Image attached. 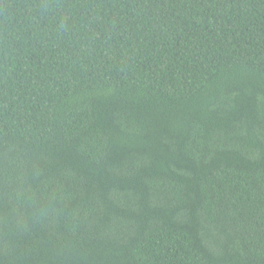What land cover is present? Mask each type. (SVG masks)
I'll return each instance as SVG.
<instances>
[{"label": "trees", "instance_id": "1", "mask_svg": "<svg viewBox=\"0 0 264 264\" xmlns=\"http://www.w3.org/2000/svg\"><path fill=\"white\" fill-rule=\"evenodd\" d=\"M0 264H264V0H0Z\"/></svg>", "mask_w": 264, "mask_h": 264}]
</instances>
